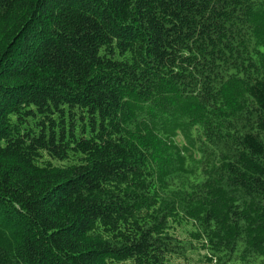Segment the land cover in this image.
Listing matches in <instances>:
<instances>
[{
  "label": "trees",
  "instance_id": "1",
  "mask_svg": "<svg viewBox=\"0 0 264 264\" xmlns=\"http://www.w3.org/2000/svg\"><path fill=\"white\" fill-rule=\"evenodd\" d=\"M261 137L264 0H0V264H264Z\"/></svg>",
  "mask_w": 264,
  "mask_h": 264
},
{
  "label": "rangeland",
  "instance_id": "2",
  "mask_svg": "<svg viewBox=\"0 0 264 264\" xmlns=\"http://www.w3.org/2000/svg\"><path fill=\"white\" fill-rule=\"evenodd\" d=\"M178 140H181L180 137H178ZM262 142L264 143V137H261ZM190 230V227H185V225H175L174 231L171 233L174 234L179 239H185L188 238V231ZM193 246L196 247L195 250H189L186 253V256L183 257H172L171 263L172 264H208L205 261V255L206 253L201 250V248L198 246L197 243H193Z\"/></svg>",
  "mask_w": 264,
  "mask_h": 264
}]
</instances>
